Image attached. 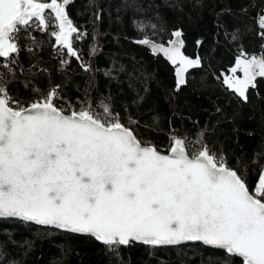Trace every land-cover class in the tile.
<instances>
[{
  "label": "snow or ice",
  "instance_id": "6c2138e0",
  "mask_svg": "<svg viewBox=\"0 0 264 264\" xmlns=\"http://www.w3.org/2000/svg\"><path fill=\"white\" fill-rule=\"evenodd\" d=\"M70 3L0 0V220L89 235L117 257L121 246L137 242L153 248L202 242L222 250L225 264H264V167L251 187L246 169L230 167L203 131L195 139L170 134L164 154L138 139L110 104L87 99L91 79L78 108L61 102L60 85L33 88L36 99L28 106L10 94L19 41L32 29L54 38L62 67L74 57L92 71L73 45L87 33L69 18ZM258 26L264 37V15ZM171 35L157 43L145 33L136 43L170 62L179 91L201 58L184 54L181 31ZM228 72L222 83L247 102L249 88L264 78V55L249 58L241 50Z\"/></svg>",
  "mask_w": 264,
  "mask_h": 264
},
{
  "label": "trees",
  "instance_id": "16d2710c",
  "mask_svg": "<svg viewBox=\"0 0 264 264\" xmlns=\"http://www.w3.org/2000/svg\"><path fill=\"white\" fill-rule=\"evenodd\" d=\"M66 11L87 33L73 45L92 71L84 72L75 58L62 67L53 38L32 29L19 41L15 79L8 84L14 98L28 106L36 99L33 88L47 92L60 85L61 102L78 108L91 79L87 99L94 106L101 100L110 104L141 141L167 152L170 134L195 139L203 131L205 142L223 151L230 167L246 169L254 187L264 167V79L257 78L244 102L222 83V74H229L241 50L249 58L264 55L258 26L264 0H71ZM176 30L182 33L184 54L201 58L179 91L174 69L136 44L145 33L166 43ZM128 116L139 124L129 125ZM119 251L117 257L91 237L0 220V264H225L223 251L199 244L153 248L133 243Z\"/></svg>",
  "mask_w": 264,
  "mask_h": 264
},
{
  "label": "water",
  "instance_id": "95a60500",
  "mask_svg": "<svg viewBox=\"0 0 264 264\" xmlns=\"http://www.w3.org/2000/svg\"><path fill=\"white\" fill-rule=\"evenodd\" d=\"M47 2H50V0L49 1H47ZM75 35V34H74ZM174 38V37H173ZM172 38V39H173ZM53 40H54V38H53ZM54 43H55V41H54ZM136 44H138V43H136ZM139 46H141V47H144V48H146L152 55H153V53L151 52V50H150V48H148L147 46H143V45H140V44H138ZM54 48V47H53ZM154 56H156V55H154ZM158 56H160L163 60H165L173 69H174V67L170 64V62H168L167 60H166V58H164L163 57V55L161 54V55H158ZM260 57V56H259ZM258 57V58H259ZM74 58V57H73ZM191 58V57H190ZM193 69H196V68H193ZM193 69H189V71L190 70H193ZM188 71V72H189ZM187 72V73H188ZM173 73H174V77H175V79H176V81H177V78H176V75H175V70L173 71ZM186 73V74H187ZM186 74H185V76H186ZM262 79H264V78H262ZM164 154H167V152H163ZM12 220H17V221H21V220H18V219H12ZM21 222H24V223H27V224H32V225H35V226H39V227H43V228H51V227H46V226H40V225H36L35 223H32V222H25V221H21ZM51 229H55V228H51ZM55 230H58V231H61V232H66V231H63V230H59V229H55ZM66 233H69V232H66ZM70 234H74V233H70ZM75 235H81V234H75ZM81 236H87V237H91V236H89V235H81ZM92 239H94L95 240V238L94 237H91ZM96 242H98V243H100V244H102L101 242H99V241H97V240H95ZM137 244H141V243H138L137 242ZM193 244H199V245H202V246H204V247H207V248H211V249H215V248H212V247H209V246H206V245H204L202 242H186V243H183V244H180V245H169V246H160V247H155V248H161V247H178V246H185V245H193ZM103 245V244H102ZM143 245V244H142ZM146 246V245H145ZM215 250H218V249H215ZM222 251V250H221Z\"/></svg>",
  "mask_w": 264,
  "mask_h": 264
},
{
  "label": "built area",
  "instance_id": "2783aa9c",
  "mask_svg": "<svg viewBox=\"0 0 264 264\" xmlns=\"http://www.w3.org/2000/svg\"><path fill=\"white\" fill-rule=\"evenodd\" d=\"M0 71H3L2 69H0ZM122 122V121H121Z\"/></svg>",
  "mask_w": 264,
  "mask_h": 264
}]
</instances>
